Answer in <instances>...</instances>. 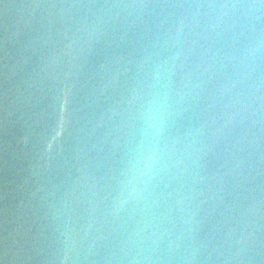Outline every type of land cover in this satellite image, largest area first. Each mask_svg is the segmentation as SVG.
Listing matches in <instances>:
<instances>
[{
	"label": "water",
	"instance_id": "obj_1",
	"mask_svg": "<svg viewBox=\"0 0 264 264\" xmlns=\"http://www.w3.org/2000/svg\"><path fill=\"white\" fill-rule=\"evenodd\" d=\"M0 264H264V0H0Z\"/></svg>",
	"mask_w": 264,
	"mask_h": 264
},
{
	"label": "clouds",
	"instance_id": "obj_2",
	"mask_svg": "<svg viewBox=\"0 0 264 264\" xmlns=\"http://www.w3.org/2000/svg\"><path fill=\"white\" fill-rule=\"evenodd\" d=\"M161 116V109L160 106L158 104H151L148 106V108L145 110L144 113V119H145V123L146 126L150 129V130H154L159 119ZM151 157H148V160H150Z\"/></svg>",
	"mask_w": 264,
	"mask_h": 264
}]
</instances>
